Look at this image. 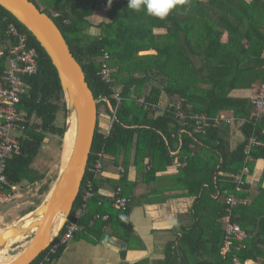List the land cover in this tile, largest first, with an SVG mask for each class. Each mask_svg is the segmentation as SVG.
Returning a JSON list of instances; mask_svg holds the SVG:
<instances>
[{"label": "trees", "instance_id": "trees-1", "mask_svg": "<svg viewBox=\"0 0 264 264\" xmlns=\"http://www.w3.org/2000/svg\"><path fill=\"white\" fill-rule=\"evenodd\" d=\"M30 1L60 31L94 99L107 98L112 107L114 91L98 76L102 51L110 56L109 66L117 68L112 74V87L118 90L121 99L115 114L118 122H112L106 136L102 134L98 128L99 107L102 106L108 116L109 112L103 102L97 105V125L87 167L94 155L103 151L104 164L122 168L123 174L109 184L113 191L121 188L127 205L125 210L112 208L107 199L97 194L95 181V199L90 202L88 215L81 220V231L75 238L79 235L95 244L109 243L110 236L103 231L109 227L113 236L124 241L120 248L124 258L131 249L129 214L136 182L128 180V172L134 168L135 173L141 175V182L151 186V193L158 194L155 196L167 191L172 192V196L194 198L191 224L178 229L180 236L167 245L164 258L156 264H234L233 256L241 264L248 260L264 264V167L254 191L248 184L238 188L230 176L244 166V143L230 150L229 126H214L209 122L204 134H193L189 126H183L173 115V102L182 97L186 99L187 115L214 117L225 112L235 119H250L251 101L230 96V93L250 89L264 80L261 69L264 0H185L165 19L151 17L144 10H132L127 7V0H103L101 5L107 21L95 27L89 18L99 7V0ZM8 23L25 31L30 46L37 52V72L22 79L25 93L18 110L28 122L19 137V154L11 157L6 165L5 193L10 196L24 182L34 185L44 180L46 172H39L33 164L48 136L58 138L61 151L65 107L50 60L31 34L1 6L0 77L13 46V39L6 32ZM89 28L98 30V34L87 33ZM159 30L163 32H156ZM147 52L153 54L140 55ZM162 95L172 101L162 112L144 111L136 103L138 98L144 97L145 102L156 104L161 102ZM250 127H239L245 138L250 135ZM260 129H264V120L258 125ZM178 147L179 152L172 155ZM259 159L264 163V145L251 154L247 163L250 173ZM175 161L184 162L186 166L167 174ZM88 177L85 170L71 217ZM51 183L43 184L39 194L46 195ZM228 194L244 201L232 209L230 216L250 238L245 242V250L237 252L232 248L230 254L222 255L221 218L226 214L224 199ZM99 201L102 204L98 207ZM96 213L107 214L108 221L92 223L91 218Z\"/></svg>", "mask_w": 264, "mask_h": 264}, {"label": "built area", "instance_id": "built-area-1", "mask_svg": "<svg viewBox=\"0 0 264 264\" xmlns=\"http://www.w3.org/2000/svg\"><path fill=\"white\" fill-rule=\"evenodd\" d=\"M6 32L13 39V46L10 49L6 67L0 77V199L6 197L5 187L7 185V179L5 177V171L7 161L11 157L19 154V137L24 132L25 125L28 122L25 115L18 110L21 97L25 93L22 79L34 75L37 72V52L35 48L30 46L29 35L13 23H8ZM109 60V54L102 51L98 76L105 85L114 91L112 96L114 107L111 106V108L113 114H116L121 99L117 93L118 90L112 87L114 84L112 74L117 68L110 67ZM261 69L264 71V62ZM250 101L253 110L250 119H235L222 115H216L214 117H208L205 114L187 115L184 111V105L186 104L185 98L180 97L173 102L174 118L181 122L183 126H189L193 134H204V128L209 122L214 126H220L222 124L230 126L233 123L239 127L243 125H249L250 127L252 125L250 127V135L245 138L242 148L244 166L230 176L238 188L246 184V178L250 174L247 163L250 161L251 154L256 148L264 145V129L258 130V125L264 120V80L255 86V92L250 98ZM136 103L144 111L151 113L166 110L161 102L150 104L145 102L144 97L138 98ZM112 122L113 119L110 117L108 129H110ZM104 160L103 151H99L94 155L90 165L88 167L86 166L89 177L83 182L78 206L73 216H69L58 236L39 254L40 256L34 264H50L53 262L67 244L74 240L75 236L80 233V222L88 215L89 204L96 196L93 190V184L103 174L105 166ZM185 166L186 163L184 162H176L175 164L176 168H183ZM118 170V173L123 174L122 168H118ZM106 199L112 208L125 210L127 200L122 196L121 188H116ZM243 202L242 200L236 199L232 194H228L224 199L226 214L221 218L224 230L223 244L220 249V254L222 255L226 253L230 254L232 248L237 252L245 250V242L250 238L245 230L231 221L230 216L232 209ZM101 204V201L97 202L98 207ZM108 219L107 214L101 215L96 213L92 216L91 222L93 223L99 220L101 222H107ZM232 262L234 264H241L234 256ZM243 264H246V262Z\"/></svg>", "mask_w": 264, "mask_h": 264}, {"label": "water", "instance_id": "water-1", "mask_svg": "<svg viewBox=\"0 0 264 264\" xmlns=\"http://www.w3.org/2000/svg\"><path fill=\"white\" fill-rule=\"evenodd\" d=\"M0 6L31 34L50 60L65 107L59 167L53 183L37 207L0 230V255L9 259L0 264H31L58 236L71 214L91 150L97 105L103 102L113 121L118 119L107 98L94 99L81 67L46 14L30 0H0ZM22 241H27L22 250L9 256L12 246Z\"/></svg>", "mask_w": 264, "mask_h": 264}, {"label": "crops", "instance_id": "crops-1", "mask_svg": "<svg viewBox=\"0 0 264 264\" xmlns=\"http://www.w3.org/2000/svg\"><path fill=\"white\" fill-rule=\"evenodd\" d=\"M156 32L162 33L163 31ZM254 92L255 86L246 90L232 91L230 96L250 100ZM171 102L165 95L161 96V103L165 109ZM221 115L231 117L230 113L224 112ZM108 120L105 118V121L98 124L99 130L104 135L109 132ZM228 140L231 151L236 150L244 143L245 137L238 125L233 123L229 126ZM179 149L180 147L172 155L175 156ZM176 162L169 168L167 174L175 173L177 169H180L175 167ZM263 167V161L256 160L252 172L246 178V184L253 191L261 178ZM118 172V168L105 164L102 176L96 179L99 196L106 199L112 193L113 188L109 181L116 180L120 175ZM128 173V180L136 182V186L132 192V198L135 201L133 200L129 214L132 236L128 237V244L131 249L127 250L124 258L120 255V248L124 241L113 236L110 228L106 227L103 231H106L107 236H110L109 243L95 244L78 235V238L70 241L58 258L50 264H136L144 260L147 261V264H156L164 258L167 245L176 241V238L180 236L177 232L178 229L191 224L190 214L193 212L194 198L181 195L172 196L173 193L167 191L163 195L155 196L158 194L151 193V186L141 182V175L135 173L134 168H131ZM151 199L155 201L153 202ZM246 264L256 263L248 260Z\"/></svg>", "mask_w": 264, "mask_h": 264}, {"label": "rangeland", "instance_id": "rangeland-1", "mask_svg": "<svg viewBox=\"0 0 264 264\" xmlns=\"http://www.w3.org/2000/svg\"><path fill=\"white\" fill-rule=\"evenodd\" d=\"M99 7H97L93 16L89 18V22L93 27H95L98 23L102 21H107L106 15L104 12V6L101 5L103 0H99ZM205 1V0H201ZM205 16L208 17L207 13L203 12ZM214 21L213 18L208 17ZM215 22V21H214ZM87 33L92 35H97L98 30L94 28H89ZM145 54H153L152 52L140 53V55ZM61 116V115H60ZM107 116V117H106ZM110 114L109 116L104 111L103 107H99V117L98 124L105 118L108 120V127L110 125ZM60 120H62L60 118ZM60 122V121H59ZM97 125V124H96ZM111 127V126H110ZM58 138L53 136H48L41 151L33 164V167L37 169L39 172H46V176L44 180L40 183H35L34 185H29L27 182L22 183L20 187L16 188L13 194L6 195L0 199V230L9 225L10 223L17 220L20 216H22L25 212H27L30 208L34 207L38 204V202L44 198L45 195L39 194L40 187L47 183L48 181H54L58 167H59V159H60V151L58 150ZM51 183V184H52ZM50 184V186H51ZM27 241L19 242L12 246V248L8 251V255H15L18 253L22 246L26 244Z\"/></svg>", "mask_w": 264, "mask_h": 264}, {"label": "clouds", "instance_id": "clouds-1", "mask_svg": "<svg viewBox=\"0 0 264 264\" xmlns=\"http://www.w3.org/2000/svg\"><path fill=\"white\" fill-rule=\"evenodd\" d=\"M184 2L185 0H127V7L135 11L144 10L154 18L165 19Z\"/></svg>", "mask_w": 264, "mask_h": 264}, {"label": "bare ground", "instance_id": "bare-ground-1", "mask_svg": "<svg viewBox=\"0 0 264 264\" xmlns=\"http://www.w3.org/2000/svg\"><path fill=\"white\" fill-rule=\"evenodd\" d=\"M64 146H65L64 147V153H65L67 151V149H68V142H66V144ZM64 156H65V154H64ZM8 261H9V259H8V257H6V255H0V263H6Z\"/></svg>", "mask_w": 264, "mask_h": 264}]
</instances>
